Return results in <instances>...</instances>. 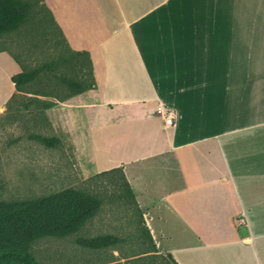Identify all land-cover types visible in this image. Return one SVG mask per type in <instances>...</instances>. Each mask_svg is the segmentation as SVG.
Segmentation results:
<instances>
[{"label": "crops", "instance_id": "0c3cea01", "mask_svg": "<svg viewBox=\"0 0 264 264\" xmlns=\"http://www.w3.org/2000/svg\"><path fill=\"white\" fill-rule=\"evenodd\" d=\"M96 86L47 108L84 175L122 166L179 264H264V0H52ZM21 71L0 51V113ZM174 108L166 125L157 106ZM243 218L241 224L239 219Z\"/></svg>", "mask_w": 264, "mask_h": 264}, {"label": "rangeland", "instance_id": "374dc122", "mask_svg": "<svg viewBox=\"0 0 264 264\" xmlns=\"http://www.w3.org/2000/svg\"><path fill=\"white\" fill-rule=\"evenodd\" d=\"M30 34L25 37L16 31L2 33L0 47L18 56L29 69L34 70L52 59L54 52L50 53L48 44L40 37ZM54 81L49 80L47 84L56 90ZM41 86H45V83L38 77L30 84L32 89ZM65 90L60 93L65 95ZM33 97L58 100L31 92H19L13 105L0 113V200L31 199L71 186L94 192L102 203L98 213L86 221L78 233L66 237H41L32 243L31 252L41 264H139V261L130 259L142 255L141 250L148 243L145 244L148 239L144 236V229L148 225L144 215L137 211L138 205L126 196L120 174H116V181H109L107 177L90 178L95 173L84 175L68 134L59 127L56 118L49 117L47 108L42 113ZM33 132L56 136L60 143L48 147L30 138L29 134ZM102 233L117 235L120 240L108 247L92 249L79 245L75 239L77 235Z\"/></svg>", "mask_w": 264, "mask_h": 264}, {"label": "trees", "instance_id": "16d2710c", "mask_svg": "<svg viewBox=\"0 0 264 264\" xmlns=\"http://www.w3.org/2000/svg\"><path fill=\"white\" fill-rule=\"evenodd\" d=\"M51 6L52 0H0V35L16 31L26 37L31 35V32L48 44L50 53L54 52L52 59L41 63L34 70L29 69L18 56L11 53L19 63L21 71L12 76L16 92L7 101L4 110L13 105L19 92L65 100L96 86L90 51L87 48L75 50L69 45ZM1 50L6 49L0 47ZM58 69L61 70L57 72ZM35 77L45 83V86L30 88ZM44 79L47 81L44 82ZM49 80H55L56 90L48 86ZM62 90L66 91L65 95L60 93ZM32 100L42 109V113L55 102L40 97H33ZM29 137L48 147L60 143L56 136L33 132ZM117 173L125 186L126 196L138 205L122 166L97 172L90 178L107 177L109 181H116ZM101 203V198L94 192L71 186L31 199L0 200V264H41L31 252L32 243L45 236L66 237L78 233L86 221L98 213ZM137 211L143 215L139 206ZM144 231V236L148 239L145 244L148 243L141 250L142 255L130 259L131 261H139V264H179L171 253L158 250L148 227ZM75 239L83 247L99 249L115 244L120 237L102 233L91 236L77 235Z\"/></svg>", "mask_w": 264, "mask_h": 264}, {"label": "built area", "instance_id": "2783aa9c", "mask_svg": "<svg viewBox=\"0 0 264 264\" xmlns=\"http://www.w3.org/2000/svg\"><path fill=\"white\" fill-rule=\"evenodd\" d=\"M156 110L163 116L166 125L176 124L178 119V113L176 109L159 105L157 106ZM239 221L241 224L245 222L243 218H240Z\"/></svg>", "mask_w": 264, "mask_h": 264}]
</instances>
